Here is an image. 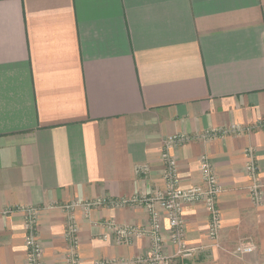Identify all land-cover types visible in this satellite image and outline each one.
<instances>
[{
  "label": "crops",
  "instance_id": "0c3cea01",
  "mask_svg": "<svg viewBox=\"0 0 264 264\" xmlns=\"http://www.w3.org/2000/svg\"><path fill=\"white\" fill-rule=\"evenodd\" d=\"M232 125L250 131L199 138ZM173 134L188 136L173 150L181 184L203 186L206 154L221 186L216 240L204 204L183 206L188 263L264 264V195L252 202L245 172L252 150L264 190V0H0V264H27L26 208L42 264H66L70 213L79 264L148 253L147 237H101L108 221L146 227L143 205L62 206L164 188Z\"/></svg>",
  "mask_w": 264,
  "mask_h": 264
},
{
  "label": "built area",
  "instance_id": "2783aa9c",
  "mask_svg": "<svg viewBox=\"0 0 264 264\" xmlns=\"http://www.w3.org/2000/svg\"><path fill=\"white\" fill-rule=\"evenodd\" d=\"M250 131L249 127L242 125H232L224 130H208L201 134L199 138L210 139L216 135L224 133L241 134ZM188 139L185 134H173L167 137L162 144L161 159L163 163L162 177L164 188L156 189L149 195L131 198H97L85 202H71L63 205L62 209L69 211L81 208L86 214L94 207L98 206H125L127 204L143 205L148 212V225L139 227L137 225L119 224L113 221L104 223L106 232L102 234L103 239H108L110 235L118 244H130L140 237L149 239V251L131 259H102L96 260L93 264H189L188 260L196 252V248L189 246L186 242L185 224L183 218V206L189 203H203L208 214L207 235L216 240L221 229V212L217 205V197L221 191L218 177L213 168L210 158L202 154L199 160L198 173L202 185L183 186L180 182L176 159L173 155L174 148L181 142ZM245 172L251 180L249 186V196L253 203L260 204L263 200V184L259 178L258 164L254 158L252 150L247 151V162ZM25 236L27 264H42L43 250L36 235L37 231V210L26 208ZM162 213H165L170 229V242L174 246V251L167 254L164 251L165 242L162 234ZM65 238L69 244L65 252L66 264H79L77 253L78 225L72 213L66 221ZM254 246L241 242L235 246V251L239 254L251 252Z\"/></svg>",
  "mask_w": 264,
  "mask_h": 264
}]
</instances>
